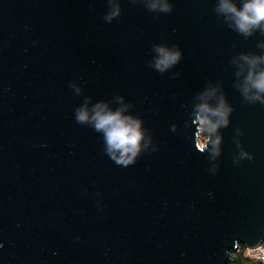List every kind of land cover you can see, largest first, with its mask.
I'll return each instance as SVG.
<instances>
[{
  "label": "water",
  "instance_id": "95a60500",
  "mask_svg": "<svg viewBox=\"0 0 264 264\" xmlns=\"http://www.w3.org/2000/svg\"><path fill=\"white\" fill-rule=\"evenodd\" d=\"M221 4L0 0V264H230L264 241V22ZM98 104L140 122L133 163L76 119Z\"/></svg>",
  "mask_w": 264,
  "mask_h": 264
},
{
  "label": "clouds",
  "instance_id": "9594fccd",
  "mask_svg": "<svg viewBox=\"0 0 264 264\" xmlns=\"http://www.w3.org/2000/svg\"><path fill=\"white\" fill-rule=\"evenodd\" d=\"M155 6V5H154ZM167 11V5L163 7ZM118 11V10H117ZM221 11L231 13L235 19V23L240 31L248 33L253 27H257L264 22V0H246L242 9H237L230 0H222ZM117 14L116 12L113 15ZM110 19V17H109ZM161 53L160 58L156 63V67L163 71L165 68L175 63L179 58V52H168L164 49L159 50ZM245 59H248L245 57ZM250 69L246 78L245 92L249 87L257 90V95L254 99H260L259 93L264 92V71L255 73V66L257 59L252 58L249 60ZM202 113H211L213 116H218L219 120L216 123H211L208 118L197 117V122L201 125V130L204 126L210 125V130H215L219 124H227L228 112L231 109L221 102L220 106L211 109L207 104L199 107ZM76 119L80 122L91 120L94 122V127L97 131H103L108 144V151L111 153L112 158L117 164L127 166L134 162L140 150L142 140V132L140 130V122L130 116H123L121 111H105L104 106L97 105L93 116L89 117L86 108L78 110ZM219 143V138L214 142ZM208 146V139L205 138L201 142L200 151H203ZM119 152V156L116 152Z\"/></svg>",
  "mask_w": 264,
  "mask_h": 264
},
{
  "label": "built area",
  "instance_id": "2783aa9c",
  "mask_svg": "<svg viewBox=\"0 0 264 264\" xmlns=\"http://www.w3.org/2000/svg\"><path fill=\"white\" fill-rule=\"evenodd\" d=\"M244 258L250 259L253 264H264V241L254 248H244L241 250Z\"/></svg>",
  "mask_w": 264,
  "mask_h": 264
},
{
  "label": "trees",
  "instance_id": "16d2710c",
  "mask_svg": "<svg viewBox=\"0 0 264 264\" xmlns=\"http://www.w3.org/2000/svg\"><path fill=\"white\" fill-rule=\"evenodd\" d=\"M207 133V130L206 128H204V134ZM245 247L243 245H239L237 251L239 249H244ZM230 259H231V262H229L230 264H253V262H251L250 259H247V258H244L242 257L241 255V251L239 252H234V254H231L230 255Z\"/></svg>",
  "mask_w": 264,
  "mask_h": 264
},
{
  "label": "rangeland",
  "instance_id": "374dc122",
  "mask_svg": "<svg viewBox=\"0 0 264 264\" xmlns=\"http://www.w3.org/2000/svg\"><path fill=\"white\" fill-rule=\"evenodd\" d=\"M204 128H206L205 126L203 127V130H201V125H200V133L198 135V144L199 146H201V142L204 141L205 138H207V133L204 134ZM207 130V129H206ZM239 252L241 251V249L238 250ZM237 251V252H238Z\"/></svg>",
  "mask_w": 264,
  "mask_h": 264
}]
</instances>
